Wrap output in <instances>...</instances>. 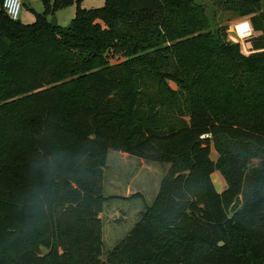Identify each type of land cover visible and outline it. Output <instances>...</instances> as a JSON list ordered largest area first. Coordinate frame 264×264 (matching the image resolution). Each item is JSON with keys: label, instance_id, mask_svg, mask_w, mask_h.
Returning <instances> with one entry per match:
<instances>
[{"label": "trees", "instance_id": "1", "mask_svg": "<svg viewBox=\"0 0 264 264\" xmlns=\"http://www.w3.org/2000/svg\"><path fill=\"white\" fill-rule=\"evenodd\" d=\"M2 2L0 264H264L260 0H214L248 18L234 27L237 43L226 28L203 32L198 0L96 9L43 0L32 24L9 19ZM70 6L67 29L52 26L48 17ZM58 68L61 80L45 86ZM110 150L170 168L154 203L101 260L103 204L133 198L103 196ZM237 195L242 206L230 213ZM32 238L35 247L20 249Z\"/></svg>", "mask_w": 264, "mask_h": 264}, {"label": "rangeland", "instance_id": "2", "mask_svg": "<svg viewBox=\"0 0 264 264\" xmlns=\"http://www.w3.org/2000/svg\"><path fill=\"white\" fill-rule=\"evenodd\" d=\"M52 0H50V3ZM198 2L204 7L205 10V21L207 22L206 28H204L203 32L209 35H214L219 29H224L226 28V33L228 35V41L231 43H237L239 40L236 37V34H234V31L236 28L235 25L238 24L239 22H244L248 21V18H240L236 13L232 11H226L221 9L218 5L215 4L214 0H198ZM105 0H81L80 6L85 9H96L100 8L104 5ZM262 9H264V0H260ZM44 11V3L43 0H32L28 1L26 7H23L20 15H19V22L21 24H32L36 20L37 15H42ZM76 8L75 6H70L67 8L59 9L55 11L54 14L50 15L48 21H51L53 18L57 21V26L65 30L69 26L72 18L74 17ZM241 43V42H240ZM242 46L244 47V44L241 43ZM63 74V71L58 68L54 69L51 72H49L46 75V83L45 86L54 84L55 82H58L61 80V76ZM174 83H170V87H174ZM122 153L121 152H116L110 150L107 155V160H106V167L104 170L106 179H111L114 177H122L121 179H116L119 180L116 182V185L114 184L113 186L110 185V190L108 187H106L107 194H115V195H123L125 194V188L126 186H130L131 188H140L141 190L143 188H147V190H142L146 194H152L153 193V188L155 186V182L152 181L151 185H146L145 183L149 182L151 178L154 176H157L155 174L158 173L159 167L161 169V172H166L169 170L170 165L166 164H151V163H146L148 166L147 168L141 167V164L139 161L140 159L129 156L130 158H126L125 156H120ZM217 158L216 151L214 149V146H211V152L209 155V159L211 161H215ZM135 163V164H134ZM137 164V165H136ZM157 167V168H156ZM154 169L153 173L154 176L152 177L151 173H148L149 169ZM156 168V169H155ZM151 172V171H150ZM220 177V178H219ZM212 182L216 184V188L220 190H224L226 188V185L224 184L223 178L220 176L218 172H215L212 174ZM222 184L224 185L222 188L221 186V181ZM107 181V180H106ZM131 182V183H130ZM138 190V189H137ZM139 190V191H141ZM141 191V192H142ZM194 192L196 194V198L200 203H202V195H200L199 190L194 188ZM261 194H264V187L261 188ZM236 197L239 198L240 200V205L236 209V211L240 210L242 206V196L237 195ZM235 197V198H236ZM234 201L231 203L230 207L234 204ZM235 211V212H236ZM108 214V213H107ZM107 219V217L105 218ZM237 220H241L240 216H236ZM139 220V219H138ZM186 228V224H182V229ZM108 240L107 238H105ZM35 239L32 238L29 240L28 245L26 244H20V249H24L26 247H30L31 245L35 247ZM104 245L102 247V256L101 260H105L107 256L110 255V253L113 250V246H111L112 243L109 241L103 242Z\"/></svg>", "mask_w": 264, "mask_h": 264}, {"label": "crops", "instance_id": "3", "mask_svg": "<svg viewBox=\"0 0 264 264\" xmlns=\"http://www.w3.org/2000/svg\"><path fill=\"white\" fill-rule=\"evenodd\" d=\"M28 2L24 4L23 7H26ZM49 19V17H48ZM19 21V19H18ZM120 156H125L126 158H130L126 154H121ZM131 159V158H130ZM141 164V167L147 168L148 166L146 163H151V164H157V163H152V162H147L144 160L139 161ZM135 164V163H134ZM137 165V164H136ZM167 165V164H166ZM157 168V167H156ZM155 168V169H156ZM149 171L148 173H151L152 177L154 176L155 173H153L154 169L148 168ZM159 171L157 176H154L151 178V180L147 183L146 185H151L152 181L155 182V186L153 188V193L152 194H146L142 190H147V188H143L142 190L140 188H131L130 186H126L125 194L123 195H115V194H107L106 187L110 188V185L113 186L114 184L116 185V182L119 180L116 179H121L122 177H114L111 179H106L104 170H103V196L105 198L107 197H121V198H130L133 197L131 200H117V199H112L108 200L103 204V209L102 212L99 215L100 221H101V231H102V243L105 241H109L111 246L115 247L123 238L124 236L134 227V225L137 223L140 215L142 213L146 212V208L150 207L159 192V188L161 185V182L165 175L167 174L168 170L164 173L161 172L160 167L158 168ZM151 171V172H150ZM212 178V176H211ZM220 178V177H219ZM107 180V181H106ZM221 181V179H220ZM131 183V182H130ZM225 184V183H224ZM215 188L216 184L214 182ZM221 186L224 188L222 181H221ZM138 189V190H137ZM141 190V191H139ZM218 192H221L222 190L217 189ZM108 213V214H107ZM107 217V219H105ZM107 238L108 240H106ZM104 245V243H103Z\"/></svg>", "mask_w": 264, "mask_h": 264}, {"label": "built area", "instance_id": "4", "mask_svg": "<svg viewBox=\"0 0 264 264\" xmlns=\"http://www.w3.org/2000/svg\"><path fill=\"white\" fill-rule=\"evenodd\" d=\"M28 1L32 0H3L2 10L9 19L17 21L24 4Z\"/></svg>", "mask_w": 264, "mask_h": 264}, {"label": "water", "instance_id": "5", "mask_svg": "<svg viewBox=\"0 0 264 264\" xmlns=\"http://www.w3.org/2000/svg\"><path fill=\"white\" fill-rule=\"evenodd\" d=\"M50 22V24L52 25V26H57V21L55 20V18H53L51 21H49ZM239 205H240V200H239V198L238 197H236V199H235V202H234V204L230 207V209H229V212L230 213H234L235 211H236V209L239 207ZM41 250H42V252L46 255L48 252L45 250V249H43V248H41Z\"/></svg>", "mask_w": 264, "mask_h": 264}, {"label": "snow or ice", "instance_id": "6", "mask_svg": "<svg viewBox=\"0 0 264 264\" xmlns=\"http://www.w3.org/2000/svg\"><path fill=\"white\" fill-rule=\"evenodd\" d=\"M244 27H247L246 25Z\"/></svg>", "mask_w": 264, "mask_h": 264}]
</instances>
